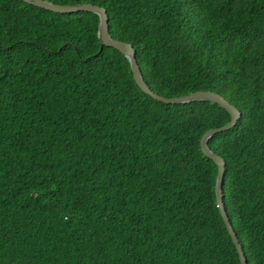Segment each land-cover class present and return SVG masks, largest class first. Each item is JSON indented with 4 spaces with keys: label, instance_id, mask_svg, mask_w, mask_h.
Here are the masks:
<instances>
[{
    "label": "trees",
    "instance_id": "trees-1",
    "mask_svg": "<svg viewBox=\"0 0 264 264\" xmlns=\"http://www.w3.org/2000/svg\"><path fill=\"white\" fill-rule=\"evenodd\" d=\"M106 10L156 95L215 93L208 142L247 264H264V0H46ZM99 18L0 0V264H240L215 198L211 101L164 104Z\"/></svg>",
    "mask_w": 264,
    "mask_h": 264
},
{
    "label": "water",
    "instance_id": "water-1",
    "mask_svg": "<svg viewBox=\"0 0 264 264\" xmlns=\"http://www.w3.org/2000/svg\"><path fill=\"white\" fill-rule=\"evenodd\" d=\"M21 1L36 6L38 8L59 14H74L79 12H89L97 15L99 18L97 38L100 41V44L105 47L113 48L119 51L122 55H124V57L129 62L135 83L144 93L152 97L154 100L164 104H188L198 101H211L218 104L221 108L225 109L230 114L231 119L226 125L218 129H211L204 133V135L200 139V147L202 153L207 158L211 159L217 166L218 171L215 180L216 205L223 219L227 232L235 245L236 251L239 256L240 264H247L246 258L237 240V237L233 231V228L228 220L223 204L222 189H223L224 174H225V162L223 161L222 158L215 155L208 147V142L211 138H213L218 133L227 131L237 122V120L240 117L239 111L224 98L212 92L198 91L177 98H164L162 96L153 93L144 82L141 70L136 61V52L133 46L122 41L114 40L110 36L108 30V16L105 9L100 8L99 6L93 4H86V3L75 4V5H59L46 0H21Z\"/></svg>",
    "mask_w": 264,
    "mask_h": 264
}]
</instances>
